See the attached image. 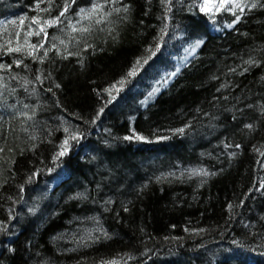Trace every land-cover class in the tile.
Masks as SVG:
<instances>
[{
  "label": "trees",
  "instance_id": "16d2710c",
  "mask_svg": "<svg viewBox=\"0 0 264 264\" xmlns=\"http://www.w3.org/2000/svg\"><path fill=\"white\" fill-rule=\"evenodd\" d=\"M203 2L0 0V264H264V0Z\"/></svg>",
  "mask_w": 264,
  "mask_h": 264
},
{
  "label": "rangeland",
  "instance_id": "374dc122",
  "mask_svg": "<svg viewBox=\"0 0 264 264\" xmlns=\"http://www.w3.org/2000/svg\"><path fill=\"white\" fill-rule=\"evenodd\" d=\"M220 1L223 2L225 0H220ZM203 4H204L203 11H206L209 14H212L216 9L214 7L215 0H204ZM194 48H195V44L185 49L183 54L176 59V67H179L185 63V61L187 60L188 56L192 53Z\"/></svg>",
  "mask_w": 264,
  "mask_h": 264
},
{
  "label": "snow or ice",
  "instance_id": "6c2138e0",
  "mask_svg": "<svg viewBox=\"0 0 264 264\" xmlns=\"http://www.w3.org/2000/svg\"><path fill=\"white\" fill-rule=\"evenodd\" d=\"M238 8L240 7V5H236ZM257 5L256 4H253L252 5V7H256ZM241 11H243V8H241L240 9ZM64 13L62 12L61 13V15H63ZM237 20H239V17H237ZM229 26H231V25H229ZM197 46H199V45H197ZM246 127H251V125H247ZM179 131H183L182 129L181 130H179ZM137 139H141V137H136ZM125 139H129V137H125ZM61 155H63V152L62 153H60ZM203 175H208V173L207 172H203L202 173Z\"/></svg>",
  "mask_w": 264,
  "mask_h": 264
}]
</instances>
